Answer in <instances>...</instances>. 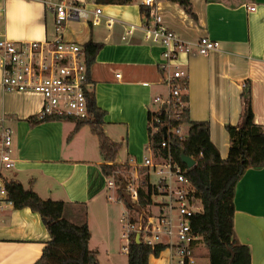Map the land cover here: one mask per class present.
I'll return each instance as SVG.
<instances>
[{"label": "crops", "instance_id": "crops-1", "mask_svg": "<svg viewBox=\"0 0 264 264\" xmlns=\"http://www.w3.org/2000/svg\"><path fill=\"white\" fill-rule=\"evenodd\" d=\"M63 1L89 12L87 18L65 23L63 40L82 47L88 41L102 43L88 77L95 103L105 111L103 132L120 148L125 140L126 159L115 162L143 167L134 157L146 141L144 130L150 154L147 113L156 108L153 98L167 93L171 71L162 69V48L145 41L136 28L143 21L142 0L123 5ZM190 4L194 16L176 3L154 0V14L185 40L207 37L219 42V48L207 55L180 54L176 64L187 72L182 93L188 96L190 119L209 123L210 140L226 158L225 125L240 124L246 81L251 85L254 123L264 126V0H190ZM96 8L100 13L93 23ZM52 22L53 14L42 0H0V33L6 39H52ZM130 26H134L131 34L126 33ZM1 74L0 65V79ZM41 108V95L5 91L0 85V121L12 132L14 162L7 175L1 171V178L20 181L42 199L62 201L64 219L87 224L88 248L96 251L99 264H127L120 234L123 204L106 185L97 137L83 125L67 139L75 126L70 120L30 126L29 118L39 115ZM112 126H123L125 136H115ZM233 229L235 239L249 247L251 264H264V165L248 168L236 184ZM48 240L38 213L12 205L0 211V264H33ZM171 254L165 248L159 257L151 256L149 264H171Z\"/></svg>", "mask_w": 264, "mask_h": 264}, {"label": "built area", "instance_id": "built-area-1", "mask_svg": "<svg viewBox=\"0 0 264 264\" xmlns=\"http://www.w3.org/2000/svg\"><path fill=\"white\" fill-rule=\"evenodd\" d=\"M53 14V37L41 41H13L0 33V65L2 69L0 85L5 91L32 92L41 95L40 116H70L76 119L89 117L87 93L90 91L88 66L83 47L75 42L65 41L62 30L69 19L87 18L89 12L75 4L63 0H42ZM149 8L151 19L142 21L136 28L142 32L145 41L162 48V69L171 71L166 80L167 93L153 98L156 108L149 111V126L152 132L165 129V137L160 147L169 150L171 135L186 137L183 126L172 127L167 122L171 117L178 119L182 105V90L177 81L187 78V72L176 63L180 54L198 53L207 55L219 48V42L207 37L196 41L181 38L166 27L154 14V0H142ZM251 10H254L251 7ZM100 9L93 12V23ZM134 26L126 33L131 34ZM164 114L165 120L160 115ZM264 128V127H263ZM12 132L0 121V211L12 205L1 178L2 169L13 167ZM143 157L147 183L152 192L150 203L140 207V183L135 176L128 177L123 186L130 206L123 204L120 216L121 239L127 252L131 238L138 236L140 243L154 249L157 246L169 248L171 264H195L194 250L199 237L192 231L190 219L202 211L200 200L185 176V170L173 161L168 152L165 157L153 154L149 147ZM155 177V181H151ZM109 189H115V172L106 177ZM143 183V181H142ZM117 199V197L115 198Z\"/></svg>", "mask_w": 264, "mask_h": 264}, {"label": "trees", "instance_id": "trees-1", "mask_svg": "<svg viewBox=\"0 0 264 264\" xmlns=\"http://www.w3.org/2000/svg\"><path fill=\"white\" fill-rule=\"evenodd\" d=\"M132 0H98L104 4H128ZM178 4L186 14L194 16L190 0H166ZM143 21L151 19L149 8L140 5ZM102 43L88 41L83 45L86 63L90 64ZM179 88H187V78L177 81ZM89 117L76 119L70 116H40L29 118V125L35 126L47 121L70 120L75 122L68 135L70 139L81 126L88 125L98 139L99 151L104 163L100 169L104 176L119 169H127L125 164L115 162L120 144L110 140L102 130L105 111L97 107L93 92L87 93ZM182 105L179 118L171 117L169 125H182L186 128V137L171 135L169 150L160 147L162 130L152 132L148 124L150 112L147 113L148 146L153 154L165 157L169 152L173 161L185 170V176L200 200L202 211L190 219L192 231L203 243L209 258V264H251L250 249L239 243L234 237V193L238 180L248 168H259L264 165V126L254 123L250 81L244 83L241 92L242 116L240 124L225 125L229 137V150L226 158H221L210 140V127L207 121H194L189 117L188 96L181 95ZM165 120L164 114L160 115ZM194 159L195 164L188 168L180 158L181 153ZM145 171V168L143 169ZM121 176V175H120ZM122 177L115 175L116 182ZM139 188V205L145 207L150 203L152 189L147 183V175L143 176ZM3 184L9 200L15 209L29 208L39 214L45 226L49 240L41 255L33 264H99L97 253L88 248L90 231L87 224L75 225L62 217L63 202L42 199L32 188H24L20 181L3 178ZM117 201L130 206L124 189L118 190ZM165 248L157 246L150 249L142 243L130 239L126 252L127 264H149V258L159 257Z\"/></svg>", "mask_w": 264, "mask_h": 264}, {"label": "rangeland", "instance_id": "rangeland-1", "mask_svg": "<svg viewBox=\"0 0 264 264\" xmlns=\"http://www.w3.org/2000/svg\"><path fill=\"white\" fill-rule=\"evenodd\" d=\"M155 106V105H154ZM114 127V126H112ZM183 131H186V128L182 129ZM113 133L115 134V136H125V129L123 128V126H115L114 128H112ZM147 132V130H146ZM144 136H145V143L143 144V147L140 148L141 153L140 155H137L134 157V160L136 161V165L142 164L143 163V157L148 155V151H147V138H146V133L144 130ZM122 142V141H121ZM121 148L119 149L117 156H116V161L118 162H124L126 159V152L124 151V147H125V140L123 143H121ZM127 166V169H119L117 171H115V175H118L119 177H122L120 182H116V186L115 189H110L113 194L114 197L116 198L118 195V190L119 189H123L124 184L127 181V178L130 177L132 178L133 176L136 177V179L138 180V183H140L139 185H142V180H143V176L144 174H146L147 168L146 167H133L131 165H129L128 163H124ZM145 168V171H143V169ZM10 171V169H2V173L4 175H7ZM121 175V176H120ZM151 181H155V177H152L151 175ZM28 189V188H26ZM127 197V196H126ZM122 232V231H121ZM121 234V233H120ZM123 241V245L125 244L124 240ZM122 244V243H121ZM194 259H195V264H209V258L207 255V251L205 246L203 245V243H199L196 246V249L194 250Z\"/></svg>", "mask_w": 264, "mask_h": 264}, {"label": "water", "instance_id": "water-1", "mask_svg": "<svg viewBox=\"0 0 264 264\" xmlns=\"http://www.w3.org/2000/svg\"><path fill=\"white\" fill-rule=\"evenodd\" d=\"M163 137H165V129L163 128ZM181 161L188 167H192L195 164V161L193 158L185 155L183 152L180 155ZM136 243H140L138 236L136 235L134 238Z\"/></svg>", "mask_w": 264, "mask_h": 264}]
</instances>
